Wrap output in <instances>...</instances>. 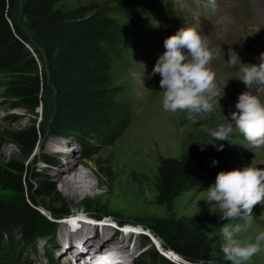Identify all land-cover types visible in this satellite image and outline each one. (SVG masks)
Masks as SVG:
<instances>
[{"label":"rangeland","instance_id":"rangeland-1","mask_svg":"<svg viewBox=\"0 0 264 264\" xmlns=\"http://www.w3.org/2000/svg\"><path fill=\"white\" fill-rule=\"evenodd\" d=\"M118 1L120 0H80L82 4H92L98 8H109ZM162 1L156 8L155 18L152 21L153 26L143 32L150 42L144 41L140 46L133 45L112 68L114 83L123 90L118 100L128 108L129 123L118 138L110 144L99 146L90 158H84L83 150L73 138L52 136L45 127L38 137L31 156L24 159L22 151L5 139L2 134L30 126L40 127L44 114L48 111V105L47 103L46 105L39 104L34 108L14 107L0 88V164L9 160L22 162L28 170L30 184L33 187H37L38 179H42L51 183L55 188L53 195L46 197L38 198L32 192L30 193V197L40 207L46 223L41 226L38 236L32 243L33 247L23 250L21 263L27 264L29 261H34L32 264H65L63 257L67 256L69 248L61 257L57 255L58 249L63 248V244L70 245V248L78 246L75 239L81 241L82 245V240L76 238L74 233L76 228H79L78 225L71 224L76 219L87 220L88 226L91 225L86 227L89 228L88 234H99L101 227L104 226L108 234L111 232L112 236L115 234L119 237L121 235L112 229L114 219L124 224L140 227L147 232L152 229L160 233L158 222L164 220L175 222L182 218H192L197 221L199 228L210 241L209 245L200 251L203 256L207 255V258L199 264H232L221 250L223 241L220 234V229L230 222L220 219L219 213L214 212L212 206H209L213 202H206L203 199L206 197L204 190L214 183L215 179L205 186L182 193L174 200L170 209L159 206L155 202L154 187L157 159L159 156L178 157L187 147L196 145L201 152L200 160L205 164L212 161L217 144L210 133L225 122V117L230 118L229 114L236 110L235 103L239 94L247 89L246 84L239 77L242 75L241 69L248 65L228 63L227 50L231 48L237 50L242 62L259 63L264 47L263 44L258 43L257 34L260 31L264 33V26L259 27L254 20L250 0H218V4L215 3L216 0H190L195 5L187 4L186 0H175V5L183 15L182 20L187 17L185 20L187 23L197 26L200 21L202 26L204 25L203 33L214 53L210 67L216 73L217 89L223 88L224 93L219 98L218 104L214 102L212 111L190 117L187 110L172 112L163 109V93L159 84L161 76L158 73L152 74L157 57L165 51L163 41L168 36L164 35V31L174 30L176 32L183 23L182 20L179 21L177 14L173 17V11L169 12L170 0ZM210 1H212L211 6L207 5ZM172 7L173 5L171 9ZM202 7L205 10L200 11ZM212 7L213 10L205 14L207 21L214 22L209 27L203 21L202 12ZM232 11L236 12L239 21L241 13L249 14V24L240 26L237 19L232 18ZM225 23H228V29L222 31ZM27 48L31 56L37 60L39 69L41 63L35 45L30 43ZM19 68L12 67L1 71L0 85L19 77L21 75ZM248 90L264 102V83H253ZM231 138H234L231 141L234 145L230 149L233 154L225 170L242 168L245 165L264 167V145H253L235 122H233L232 131L228 134L227 140ZM132 139L136 141L134 149H132ZM43 158L49 159V162L43 163ZM68 159L72 160L76 166H81L88 179L98 186L97 191L104 195L103 198L87 197L71 200L65 195L61 181L50 175V172L56 170L59 164ZM126 184L133 189L136 195V211H123L115 203L118 192H121ZM15 198L13 191L0 190V200L11 202ZM86 206H91V209L88 210ZM62 207L67 209L66 213L52 216L51 210H58ZM253 215L254 222L246 231L238 234L239 238L244 241L254 240L256 235L264 232V204L253 205ZM235 222L238 221H231V223ZM85 232L81 231L82 235ZM155 239L159 244L162 243L157 238ZM125 242L130 245L129 248L135 247L138 253L133 259V264H165L160 258L162 255L157 252L147 236H129ZM110 245L117 249L112 240ZM177 264H189V262L182 260ZM244 264H264V242H261V250Z\"/></svg>","mask_w":264,"mask_h":264},{"label":"trees","instance_id":"trees-1","mask_svg":"<svg viewBox=\"0 0 264 264\" xmlns=\"http://www.w3.org/2000/svg\"><path fill=\"white\" fill-rule=\"evenodd\" d=\"M160 2L120 0L109 8H98L80 0H0V72L12 67H20L21 72L0 88L14 107L48 105L40 127L2 134L22 151L24 159L31 156L45 127L52 136L73 138L85 159L99 146L119 137L130 114L118 100L123 90L114 83L112 68L133 45L150 42L143 32L153 26ZM30 43L37 49L39 69L27 48ZM232 140L214 139L217 149L208 164L200 160L196 145L187 147L178 157L159 156L154 184L156 204L170 209L182 193L215 179L228 166ZM42 162L46 164L49 159L43 158ZM0 190H11L16 195L11 202L0 200V264H24L21 256L33 247L46 223L30 193L46 197L53 195L55 188L42 179L33 187L24 164L9 160L0 164ZM66 211L62 207L50 212L56 216ZM158 229L160 233L152 229L149 233L162 242L166 253L172 251L189 264L207 258L200 251L210 241L195 219L164 220L158 222ZM160 258L165 264H173Z\"/></svg>","mask_w":264,"mask_h":264},{"label":"clouds","instance_id":"clouds-1","mask_svg":"<svg viewBox=\"0 0 264 264\" xmlns=\"http://www.w3.org/2000/svg\"><path fill=\"white\" fill-rule=\"evenodd\" d=\"M163 44L165 51L157 57L152 69V74L161 76L163 109L187 110L190 117L212 111L214 102L218 104L224 93L215 84L216 73L210 67L214 53L207 37L195 25L182 26L166 37ZM227 55L230 64L248 65L241 69L239 77L247 89L239 94L230 118L225 117V122L210 135L217 141L227 140L235 122L253 145H264V102L248 90L253 83H264V53L260 54L259 63L242 62L239 52L232 48L227 50ZM141 83L144 86L142 79ZM204 191L203 199L213 202L209 205L213 211L219 213L220 219L230 222L220 229L225 258L232 264H244L261 250L264 242V232L249 241L238 235L254 222L253 205L264 204V167L245 165L221 170Z\"/></svg>","mask_w":264,"mask_h":264},{"label":"bare ground","instance_id":"bare-ground-1","mask_svg":"<svg viewBox=\"0 0 264 264\" xmlns=\"http://www.w3.org/2000/svg\"><path fill=\"white\" fill-rule=\"evenodd\" d=\"M250 3H251V8L253 10L252 13L254 14L255 17L254 20L257 22L259 27L262 25L264 26V0H250ZM223 27L224 29L222 31L227 30L228 23H225ZM257 40L258 43L263 44L264 47V33L262 31L258 32ZM132 144H133L132 149H134L136 145L135 139H132ZM50 175L57 177L58 180L61 181L62 190L64 191L65 195L71 200H80L82 198H87V197H92L97 199L104 197L103 194L97 191L98 186L92 183L88 179L87 174L82 170L81 166H76L72 162V160L69 159L64 160L63 163L59 164L56 170L50 172ZM115 203L117 207H119L123 211H129V210L136 211V195L134 194L133 189L127 184L124 185L121 192H118L117 202ZM73 223L77 224L79 227L78 229L76 228V230L75 229L73 230H75L74 231L75 237L82 240V245H81V241L75 239L78 246L70 248V245L63 244V248L58 249L57 255L61 257L65 253V250L69 248L68 249L69 253L67 252V256L63 257L65 258L66 263L70 264L71 263L70 258L71 259L73 258L75 259L76 263H80V264H87V263L104 264L103 255H105V257L112 260L113 262L112 264H133V259L137 257L138 253L136 252L135 247L129 248L130 245H128V243L125 242L126 239H129L128 235H125L126 237H122L123 235L117 237L115 234H113L112 236V233L110 232V234H108V231L104 226L101 227L100 229L101 233L99 234L95 233L94 235H92V234H88L87 232L89 228L86 227L91 226V225L88 226L87 220L76 219L71 222V224ZM81 224L83 225L80 226ZM116 224L119 223L116 222ZM124 227L128 231L132 229L133 230L137 229L135 226L133 227V225L124 226ZM81 231H86V232L82 235ZM111 240L112 242H114V244H116L117 249H114L115 246L110 245ZM120 250H122V252H120ZM167 253L172 260L182 261L181 257L176 255L175 253L171 251H168ZM121 257H124V259L123 258L121 259ZM129 257L130 260H128Z\"/></svg>","mask_w":264,"mask_h":264},{"label":"water","instance_id":"water-1","mask_svg":"<svg viewBox=\"0 0 264 264\" xmlns=\"http://www.w3.org/2000/svg\"><path fill=\"white\" fill-rule=\"evenodd\" d=\"M172 252V251H171ZM182 259V258H181Z\"/></svg>","mask_w":264,"mask_h":264}]
</instances>
